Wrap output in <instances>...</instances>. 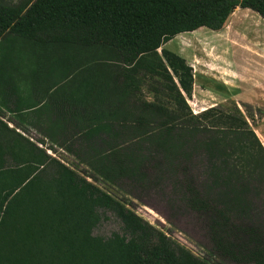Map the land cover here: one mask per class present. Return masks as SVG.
I'll use <instances>...</instances> for the list:
<instances>
[{"label":"trees","instance_id":"obj_1","mask_svg":"<svg viewBox=\"0 0 264 264\" xmlns=\"http://www.w3.org/2000/svg\"><path fill=\"white\" fill-rule=\"evenodd\" d=\"M237 7L264 20V0H0V43L20 54H7L10 71L50 74L55 107L45 139L0 130V264H264V146L235 103L193 113L192 66L162 47L222 29ZM199 154L210 165L202 185L189 162ZM99 182L169 184L207 255ZM108 213L118 230L94 234Z\"/></svg>","mask_w":264,"mask_h":264},{"label":"rangeland","instance_id":"obj_2","mask_svg":"<svg viewBox=\"0 0 264 264\" xmlns=\"http://www.w3.org/2000/svg\"><path fill=\"white\" fill-rule=\"evenodd\" d=\"M1 1L16 3L19 0ZM10 45L0 43V71L3 72L7 69L6 72H12L10 54L20 55L18 51H12ZM162 47L181 55L192 66L193 89L187 102L193 113L211 106H232L235 103L264 146V20L257 13L237 7L222 29L213 31L201 27L176 35ZM14 60L26 62L27 58ZM142 91L147 99L152 98L146 87ZM247 112L252 116H247ZM26 135L40 138L31 131ZM58 152L60 159L69 166L79 171L84 167L61 150ZM207 160L206 155L199 154L189 161L192 175L200 185L208 177L210 165ZM97 185L118 198L126 199L125 202L137 214L193 254L207 255L210 243L202 225L192 212L179 205L169 184L164 182L129 192L103 182ZM261 198L264 199V191ZM108 216L94 229V234L108 236L118 230L119 221L110 213Z\"/></svg>","mask_w":264,"mask_h":264},{"label":"crops","instance_id":"obj_3","mask_svg":"<svg viewBox=\"0 0 264 264\" xmlns=\"http://www.w3.org/2000/svg\"><path fill=\"white\" fill-rule=\"evenodd\" d=\"M49 79L46 73L0 71V130L7 127L25 136L21 130H28L38 134L39 140L45 139L40 130L55 121L54 104L48 101L52 92Z\"/></svg>","mask_w":264,"mask_h":264}]
</instances>
